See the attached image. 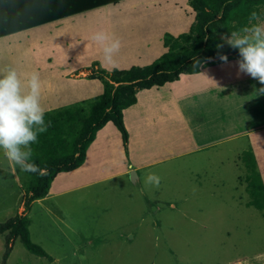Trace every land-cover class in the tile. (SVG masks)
Listing matches in <instances>:
<instances>
[{
	"label": "rangeland",
	"instance_id": "1",
	"mask_svg": "<svg viewBox=\"0 0 264 264\" xmlns=\"http://www.w3.org/2000/svg\"><path fill=\"white\" fill-rule=\"evenodd\" d=\"M189 2L125 0L0 38V68L13 67L22 79L38 72L46 111V102L56 93L60 102L52 110L86 105L103 92V81L114 70L158 59L165 51V32H188L194 21ZM101 31L121 41L114 65L103 61L91 39ZM245 125L230 123L228 129L221 121L222 137L239 134ZM169 128L172 144L158 154L166 159L133 170L136 182L129 170L76 189L70 173H64L58 178L63 179L60 192L33 202L26 213L25 176L0 152V223L27 214L31 241L53 260L31 254L15 240L6 264H264V211L248 205L241 160L243 152L252 150L248 140L235 138L195 150L197 143L186 130ZM112 156L114 174L121 160L116 147ZM258 172L264 186L259 166ZM153 173L161 178L159 187L145 184ZM4 242L0 234V264Z\"/></svg>",
	"mask_w": 264,
	"mask_h": 264
},
{
	"label": "trees",
	"instance_id": "2",
	"mask_svg": "<svg viewBox=\"0 0 264 264\" xmlns=\"http://www.w3.org/2000/svg\"><path fill=\"white\" fill-rule=\"evenodd\" d=\"M123 1L0 0V38ZM189 5L194 13L191 28L177 36L165 32L162 36L165 51L158 59L143 67L114 70L108 80L104 79L103 92L86 105L46 111L45 120L51 121V126L40 134L39 142L32 145V161L41 169L46 168L47 173L33 174L16 167L25 176L22 180L25 213L33 202L47 198L59 173L71 172L83 165L87 149L107 123L111 122L120 133L128 155L123 110L136 103L139 91L162 87L183 76L197 74L205 67L225 62L221 56H226L227 61L240 60L238 50L224 43L221 37L248 26L253 11L264 19V0H190ZM219 44L224 46L218 48ZM241 160L245 167L248 205L263 212L264 186L251 148L243 152ZM29 226L27 214L15 215L0 223V234L5 236L1 264H5L15 240H19L31 254L52 261L39 245L31 241Z\"/></svg>",
	"mask_w": 264,
	"mask_h": 264
},
{
	"label": "crops",
	"instance_id": "3",
	"mask_svg": "<svg viewBox=\"0 0 264 264\" xmlns=\"http://www.w3.org/2000/svg\"><path fill=\"white\" fill-rule=\"evenodd\" d=\"M237 61L219 62L213 67H206L197 74L183 76L162 87L139 91L136 103L123 110V123L128 133V155L125 154L120 133L109 122L97 132L95 140L87 149L83 165L67 172L70 173L71 183L79 189L117 175H125L129 170L132 174L131 180L136 182L138 177L133 170H139L149 164H158L166 159L159 158L158 154L167 149L168 143L172 144L173 134L169 127L174 125L178 132L186 130L192 136V140L197 143L195 150H209L223 141L246 138L247 146H251L256 155L257 168L259 166L264 182V94L256 93V90L264 88V85L249 75L240 73ZM74 77L77 78L76 75ZM196 88H205L208 91L202 94L196 91ZM58 90L63 94H71L69 89L56 91ZM197 94L200 96L197 97ZM59 99V93L52 96L49 102H46L47 111L58 107L54 105ZM221 121L226 122L228 129L231 127L230 123L246 125L239 134H227L223 138ZM193 132L198 134L199 141ZM175 137L180 140V135ZM163 140L165 144H162ZM115 147L121 160L118 172L112 174V150ZM62 176L64 173L55 177L47 198L51 197L52 193L60 192L63 179L58 178ZM11 253L12 250L5 264Z\"/></svg>",
	"mask_w": 264,
	"mask_h": 264
},
{
	"label": "clouds",
	"instance_id": "4",
	"mask_svg": "<svg viewBox=\"0 0 264 264\" xmlns=\"http://www.w3.org/2000/svg\"><path fill=\"white\" fill-rule=\"evenodd\" d=\"M91 39L100 47L103 61L114 65L121 41L102 31L93 34ZM221 39L238 50L239 72L264 85V21L257 12L250 14L248 26L230 35L225 34ZM223 46L217 45L218 48ZM220 59L227 62L226 56ZM256 93L264 94V88L256 90ZM45 115L46 109L41 103L40 74L33 71L22 79L15 68H0V152L14 168L33 174L47 173L46 168L41 169L32 161V145L38 143L40 134L51 126ZM160 180L154 173L148 174L145 184L159 187Z\"/></svg>",
	"mask_w": 264,
	"mask_h": 264
}]
</instances>
